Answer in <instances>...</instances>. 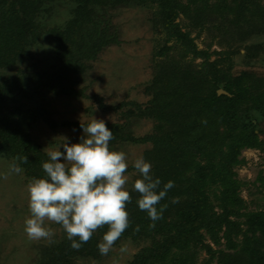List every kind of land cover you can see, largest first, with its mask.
I'll list each match as a JSON object with an SVG mask.
<instances>
[{
  "label": "trees",
  "instance_id": "obj_1",
  "mask_svg": "<svg viewBox=\"0 0 264 264\" xmlns=\"http://www.w3.org/2000/svg\"><path fill=\"white\" fill-rule=\"evenodd\" d=\"M56 4L70 5V16L62 26L45 31L39 20ZM147 5L155 6L152 22L164 32L165 45L153 54L149 101L144 107L125 103L130 106L125 117L151 119L154 131L135 137L123 125L106 123L113 132L109 147L149 144L143 157L152 165L153 180L161 181L158 191L169 181L174 187L157 205L158 210L166 205L163 218L150 228L153 222L139 209V193L133 187L142 178L138 172L126 189L132 197L126 208L129 227L113 246L123 240L145 244L129 264H196L201 250L209 256L202 264L215 258L217 264H264V211H245L239 196L243 183L235 173L244 162L239 159L242 149L261 148L255 129L264 117V79L246 71L232 75L230 65L225 67L241 47L247 59L264 51L263 42L246 45L249 39H264V8L255 0H0V69L16 66L45 34L57 42L48 67L0 77V159L12 164L14 158L27 156L28 163L16 161L24 177L45 178L42 163L49 157L30 134L38 120L51 130L57 128L43 104L45 96H83L75 86L89 63L106 47L119 44L102 12ZM179 16L188 20L184 27L177 22ZM214 27L223 29L220 37L229 36L236 50L198 49L195 39ZM191 30L196 31L194 38ZM171 40L174 43L167 46ZM212 54L218 58L210 61ZM196 59L202 61L196 64ZM218 90L228 95H218ZM81 124L88 123L64 121L59 126L83 131ZM133 170L129 166L125 174ZM259 182L264 198V179ZM107 230L98 229L79 250L67 237L45 245L34 264L100 260L97 245ZM206 236L217 246L223 238L232 252L213 250Z\"/></svg>",
  "mask_w": 264,
  "mask_h": 264
},
{
  "label": "rangeland",
  "instance_id": "obj_2",
  "mask_svg": "<svg viewBox=\"0 0 264 264\" xmlns=\"http://www.w3.org/2000/svg\"><path fill=\"white\" fill-rule=\"evenodd\" d=\"M255 1L264 8V0ZM211 2L214 0H210ZM69 8L70 5H54L53 10L49 14L45 13L39 20L43 29L48 31L62 26L70 16ZM154 9L155 6L147 5V7H120L113 11L102 12L104 19L110 20L111 29L118 34L119 44L106 47L94 61L89 63L90 68L79 78V83L75 86V89L82 90L83 96L57 98L50 93L45 96L46 101L43 104L51 112L57 128L51 130L38 120L30 130V134L46 154L50 150L59 148L64 152L62 147L64 141L71 145L81 142V138L84 137L83 131H72L59 126L64 121L89 123L95 117L107 124L123 125L135 137L153 133L155 125L151 119L125 117L127 109L130 108L125 103L144 107L150 99L146 88L153 76L155 61L153 54L165 45L164 32L152 22ZM177 22L184 27L188 20L179 16ZM212 24H215V17ZM222 31L223 29L215 27L209 32L205 30L199 39H195L198 49H206L209 46L210 53L236 50L237 45L233 46L229 36L220 37ZM195 35L196 31L191 30L190 37L194 38ZM214 35L215 40L212 38ZM261 42L264 43V39L252 38L246 42V45ZM173 43L174 41L171 40L166 45L170 46ZM56 49L57 42L54 37L45 34L36 44L28 48L25 56L16 66L0 69V77L13 76L20 70H42L52 63ZM169 54L175 55L173 51ZM244 54V49L239 48V52L231 57L230 62H225V67L228 68L230 65L229 72L232 75L246 71L264 79V51H259L253 59H247ZM216 58L218 57L212 54L210 61ZM201 61L196 59L194 63L198 64ZM255 132L262 149H242L239 159L244 162L235 168L237 179L243 183L239 189V196L245 202L246 212L264 211L263 187L259 182L261 178L264 179V117L256 123ZM149 148V144L127 143L115 145L113 150L125 152L128 165L133 166L135 159L143 156ZM10 165L9 161L0 159V264H34L40 248L62 240L67 234L62 226L46 221V226L52 228L55 233L51 240L28 238L25 233V219L30 216L27 192L29 181L22 172L19 174L11 172ZM137 173V170H133L125 174L129 177L126 189ZM215 210L219 209L215 208ZM240 239L241 237H238L236 241ZM205 241L213 250L232 252L225 248L223 238L220 239L219 246L212 243L208 236ZM143 246H145L143 243L123 240L113 246L107 255H102L100 260L83 259L77 261V264H129ZM122 248L124 251H121ZM208 257V254L201 250L197 255L196 264H202ZM210 264H217L216 258Z\"/></svg>",
  "mask_w": 264,
  "mask_h": 264
},
{
  "label": "clouds",
  "instance_id": "obj_3",
  "mask_svg": "<svg viewBox=\"0 0 264 264\" xmlns=\"http://www.w3.org/2000/svg\"><path fill=\"white\" fill-rule=\"evenodd\" d=\"M81 127L85 134L81 142L69 145L64 141V152L60 148L48 151L49 159L42 163L45 178L28 182L30 216L25 219V233L32 240H51L55 233L45 222L58 224L66 232L71 247L79 250L94 232L107 226L102 242L97 245L100 254L107 255L129 227L126 208L132 197L126 190L127 155L110 149L113 132L105 121L93 117L87 126ZM16 161L28 163V158L16 157L9 166L11 172L19 174L23 169ZM133 167L142 177L133 185L139 193L138 207L147 212L153 222L149 227L154 228L166 208L165 205L158 210L157 205L174 187V182L169 181L158 191L161 181L153 180L152 165L143 156L135 159Z\"/></svg>",
  "mask_w": 264,
  "mask_h": 264
},
{
  "label": "water",
  "instance_id": "obj_4",
  "mask_svg": "<svg viewBox=\"0 0 264 264\" xmlns=\"http://www.w3.org/2000/svg\"><path fill=\"white\" fill-rule=\"evenodd\" d=\"M217 94H218V95H222V94H223V95H228V94H227L225 91H223V90H218V91H217Z\"/></svg>",
  "mask_w": 264,
  "mask_h": 264
}]
</instances>
